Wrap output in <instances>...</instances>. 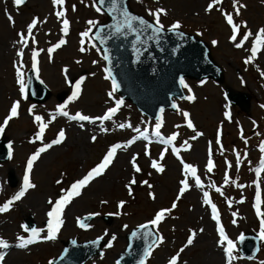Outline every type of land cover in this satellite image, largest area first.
Here are the masks:
<instances>
[{
	"label": "rangeland",
	"instance_id": "obj_1",
	"mask_svg": "<svg viewBox=\"0 0 264 264\" xmlns=\"http://www.w3.org/2000/svg\"><path fill=\"white\" fill-rule=\"evenodd\" d=\"M210 2L130 0L134 11L152 22L154 18L149 11L163 9L167 13L160 17L164 28L169 29L179 21L180 30L205 41L225 74L223 84L211 80L185 81L188 87L184 91L187 96H194V100L178 101L175 113L162 114L159 119L161 136L165 139L173 134L177 136L171 145H165L153 134L157 121L145 117L134 105L121 100L116 91L113 92L111 80L105 79L107 73L101 50L91 39L96 26L107 20L102 12L96 11V0H64L63 5H54L52 0H25L20 6H16L14 0H0V125L9 115L13 103L20 102L18 118H13L0 133V138L9 141L11 151V158L0 163V206L12 199L23 184L19 178L24 177L28 159L39 148L57 139L60 130H64L66 137L61 144L51 148H58L57 151L49 153L47 150L40 155V159L43 157L40 163L38 160L34 162L29 176L35 187L15 201L8 212L0 213V238L9 244L7 250L0 249V254L10 258V264H49L62 253L63 241L88 242L99 238L112 246L107 245L102 256L87 264H117V259L127 248V235L153 220L162 209L171 211L152 228L162 236L163 243L154 247L146 264H169L173 256L178 257L177 264H211L212 251L209 250L215 247V239L220 241V237L215 232V220L209 214V205L204 203L205 191L220 211L226 235L236 241V245L239 237L246 233L259 236L260 217L255 205L259 190L260 210L264 212V171L257 175L264 158V152L260 150L264 144V46H257L260 50L255 58H251V47L259 29L264 28V0H239L246 7L240 9L238 16L234 14L233 0H221L209 13L206 8ZM58 11L65 13L63 18L57 17ZM224 13L233 14L234 23L241 25L237 42L242 40L245 32L253 34L241 48H236L230 39L231 26L227 24ZM8 15L13 17L14 25L8 20ZM34 18L37 19L32 33L35 43L29 38V46L23 48L18 42V34L27 35V26ZM63 19L69 22L66 36L62 31ZM89 21L98 23L93 26ZM85 31L89 32L88 37L82 36ZM61 39L66 41L65 44L49 57L48 50ZM213 41L217 43L214 45ZM22 48L24 55L21 59L17 52ZM33 50L40 53L37 57L39 77L50 90L49 99L42 104L30 101L27 95L23 97L16 79V67L22 63L21 71L27 82V73L32 70ZM246 59H250V63L245 64ZM64 69H67L66 73ZM81 78V94L78 99L70 101L74 85ZM228 88L250 95L249 113L230 105L226 98ZM62 96L60 101L58 98ZM117 100L123 103L111 120L101 123L95 119L115 107ZM62 104L67 105L64 111L69 116L81 113L95 122L71 120L60 115L57 109ZM184 112L189 113L195 132L187 127ZM225 113L229 114L228 118ZM37 115L48 125L41 139H37ZM77 124H82L87 132L84 133ZM121 124L125 127L121 128ZM145 132L147 140L140 138ZM197 132L201 135L196 136ZM115 145L123 147L117 150L112 164L102 176L82 190L83 197L73 226L63 223L55 241L44 239L49 219L47 213L54 202L96 167ZM173 147L177 149L176 153H173ZM210 156L215 165L211 173L207 172ZM134 157L140 172L132 166ZM152 161L160 164L164 171L157 172L151 166ZM184 163L197 169L203 187H196L191 175L185 174ZM11 175L16 180L14 186ZM133 179L136 183L130 185ZM185 180L189 183V190L180 196L182 181ZM49 200L53 204H49ZM121 201L124 202L123 208L118 207ZM174 202L177 206L172 209ZM39 208V215H26L27 211L36 213ZM106 216L112 217L110 223H105ZM88 217L92 219L89 227H79L77 219ZM208 219L210 222L207 224ZM30 223L40 230V240L27 248H19L18 237L28 239L31 236V232H25L22 227L29 228ZM192 232L196 233L193 244L180 252ZM113 236L115 240H112ZM260 247L257 259L248 261L239 254L237 245L231 264H264V240H261ZM221 250L220 246L222 259L228 264Z\"/></svg>",
	"mask_w": 264,
	"mask_h": 264
},
{
	"label": "snow or ice",
	"instance_id": "obj_2",
	"mask_svg": "<svg viewBox=\"0 0 264 264\" xmlns=\"http://www.w3.org/2000/svg\"><path fill=\"white\" fill-rule=\"evenodd\" d=\"M52 2L54 5H63L64 4V0H52ZM96 2H98V5H99L96 7L97 12H101V9L104 8L105 6H107V14L109 16H112L114 21L118 20V23H116L114 26V31H110L107 36H99L102 43H105L108 39H111L113 34L125 35V37H126V33H131V34L136 35L137 41H139L140 40V34L147 32L148 30H150L151 34H152V36H150V38H153V36H154L155 38H157V42H158V38L162 34L163 28H164L163 24L160 22V17L162 14L167 15L165 10L157 9L155 12L149 11V15L153 16V18H154V23H149L144 18L131 14L126 6L121 5V0H96ZM24 3H25V0H14V4L16 6L23 5ZM220 3H221V0H211V2L208 4V6L206 8V11L211 13L214 6L218 5ZM245 7L246 6L244 4L239 3V0H233V9H234V14L236 16L240 15V9L245 8ZM216 10L219 11L220 9L217 8ZM56 15L58 18H63L65 13L63 11H58L56 13ZM224 17H225L227 24L229 26H231V31H232V35L230 37L231 41L235 42L236 48H241L243 46V43L245 41H247L249 39V36H251L253 34L251 32H245L243 34L242 40L237 42V34L240 32L241 25L234 23V16L231 13H224ZM8 20L14 25L15 22H14V19L11 15H8ZM97 23L98 22H96V21H89V24L93 25V26L96 25ZM36 25H37V19L34 18L32 20V22L27 26V35H25L24 33L18 34L19 35V41L18 42L23 46V48H26L29 46V38H31L32 42L35 43V37L32 35V33H33V29L36 27ZM62 25H63L62 31H63L64 35L66 36L68 34V29H69L68 20L63 19ZM181 27H182L181 24L179 23V21H177L171 25V28L169 29V31H172L178 37L183 38V33L176 31V30L180 29ZM244 27H246V24L244 25ZM82 36L88 37L89 32L85 31L82 34ZM65 42L66 41L64 39H61L53 48H50L48 50L49 57H51L52 53L56 49H58L63 44H65ZM83 43H84V41L82 39L81 44H83ZM216 43H217L216 41H213L214 45ZM258 45L264 46V28L259 29L258 33L255 35V40H254L252 47H251V58H255L257 56V52L260 50L257 47ZM23 48L17 52V56L21 57V59L24 55ZM80 51L83 52L84 48L81 47ZM39 54L40 53L38 51L33 50L32 55H31L32 70L37 73V77L39 75L38 60H37V57L39 56ZM103 58L106 61H109V56L107 54H105ZM250 59H246L244 61V63L245 64L250 63ZM77 63H79V61H77ZM22 67H23L22 63H20L19 66L16 67V79H17V83L19 85L20 94L26 98V82L23 78V73L21 71ZM64 71L66 73L67 69H64ZM105 79H111L113 92H115L119 88V84L117 83L116 78L114 76H112L110 71H108L107 75L105 76ZM179 83L183 88L188 87V85L185 83L183 78L180 79ZM82 84H83V78L76 81V83L74 85V91L72 92V95L69 97L70 101H74V100L79 98V96L81 94V85ZM189 91H191V90L189 89ZM111 95H112V93H109V96H111ZM185 98L189 101L194 100V96H192V95H188ZM122 103H123V101L117 100L115 107L110 108L106 114H104L101 117H97L95 119L100 120L101 123H103V121L111 120L112 117L117 113V111L120 108V106L122 105ZM33 107H35V106H33ZM66 107H67L66 104L60 105L59 108L57 109L58 113L64 117H68L71 120L88 121L91 123L95 122V120L93 118H90L89 116L83 115L81 113H76L73 116H69V113L67 111H64V109ZM172 107L175 108L176 105L173 104ZM19 108H20V102L19 101L14 102L13 105L11 106L9 115L3 121V125H0V133L4 132L5 127L8 125V123L13 118H18ZM31 111H32V109L30 108L29 112L31 113ZM161 111H163V109H161ZM183 116H184L185 120L188 121L187 127L192 129L195 132V128H194L191 120L189 119V113L184 112ZM225 116H226V118H228L229 114L225 113ZM54 118L55 117H53V119ZM35 120L37 122H39V134L37 136V139H41L43 137L45 129L47 128L48 125H47V123L43 122L42 117L39 115L35 116ZM161 126H162V124L158 118L157 123L155 125V132L153 134L158 138L160 143L165 144V145H171L177 138L176 134H173L171 137L165 139L160 134ZM120 127L124 128L125 125L121 124ZM104 130L106 131V129H104ZM136 131L140 132V129H136ZM199 135H201V133L197 132L196 136H199ZM65 138L66 137H65L64 130H60V132L58 133L57 139H55L52 143L47 144L45 147L39 148L28 159L26 171H25V174L23 177L22 189L12 199H9L6 203H4L2 206H0V213L8 212L10 210V206L15 201H19L29 189H32L35 187V184L30 182V176H29V174L32 172L34 162L40 157V155L42 153H44L48 149L52 148L53 145L61 144L65 140ZM140 138L147 140L148 139L147 133L145 132ZM93 140H95V137H93ZM132 142L134 143L135 141H132ZM219 142L220 141H219V133H218L217 143H219ZM121 147H123V146L122 145L113 146L107 152V154L104 156L103 160L96 167H94L91 171H89L84 178L73 183L71 185L70 189L66 190L65 194H62L61 197L54 202V204L51 200H49V204H53V207L47 213L49 219H48V225H47V236L44 237V239H46L48 241H55L57 239L58 233H59V231H60V229L64 223V221L62 219V214H63L66 206L69 205L74 198L81 196L82 190L85 187H87L91 181H93L97 177L102 176L105 173V171L112 164V162L115 158V155L117 153V150ZM260 150H261V152H264V144L261 145ZM172 151H173V153H176L177 149L175 147H173ZM9 157L11 158V152H9ZM161 159H163V154H161ZM181 162L183 163V161H181ZM237 165H239V157L237 158ZM132 166L136 172L141 171V169L136 164V158L135 157L133 158ZM151 166L157 172H163L164 171V169L156 161H152ZM214 167H215L214 162L210 156V158L207 161V172L211 173L213 171ZM229 167H231V165H229ZM184 171H185L186 175L187 174L191 175V177L195 181L196 187H198V188L203 187L200 178L197 176V169L195 167H193L192 165L184 163ZM261 171H264V158H262V160H261V167L257 170V175H259ZM228 179L229 178H228V175L226 173L225 174V182L226 183L228 182ZM135 183H136V181L134 179L132 181H130V185L135 184ZM144 183H147V181H145ZM182 185L183 186L180 188V192H179L180 196H183V194L189 190V183L187 180L182 181ZM148 187H152V186L148 185ZM216 190H217V192L220 191L219 188H217ZM128 191H129V195L131 196L132 195V189L130 186L128 187ZM150 195H152V194L150 193ZM203 195H204V203L205 204H211V201L209 199V193L207 191H205L203 193ZM152 198L155 199L154 196ZM178 199H179V197H178ZM176 206L177 205L174 202L172 205V209H175ZM118 207L123 208L124 202L121 201L119 203ZM255 207H256L257 216L260 217L259 239L264 240V212H261V210H260V192H259V190L257 191V194H256V205H255ZM211 208H212V213H213L212 219L216 221L217 231H218L219 237H220L219 244L223 248V251L227 257L228 264H231V261L234 258V253L236 252V245L230 238H228L223 227L220 225V219L218 216L216 206L214 204H211ZM170 211H171V209L160 210L159 212H157V214L155 215L153 220H151L150 222H148L146 224L140 225L138 231L132 232L131 236H132L133 240H137V239L143 240L144 243L147 245L143 249L142 258L139 259L138 264H146V260L148 257L151 256L154 247H157V246H159V244L163 243L162 236H160L158 233H153L150 230V225L153 228L158 226L162 222L163 218L165 217V214L167 212H170ZM89 218L90 217L84 218V219L78 218L77 223H78L79 227H81V228L89 227V225L86 223V220ZM233 223H235V221H233ZM22 227L24 228L25 232L30 231L31 236L28 239H25L24 237H18V239L20 240V243L17 245V247L23 249V248H27L30 244H35V243L39 242L40 230H38L36 228L29 229L27 226H22ZM124 227L127 228V225H125ZM195 236H196V233L192 232L191 235L188 237L184 248L180 249V252H183L185 248H187L188 246H191L193 244ZM115 239H116V237L113 236L112 240H115ZM243 239H244V237L241 236L240 241L242 242ZM149 241H151V242H149ZM73 243H75V242H73ZM111 246H112V244L109 243L108 247H111ZM8 247H9V244L4 239L0 238V249H7ZM67 255H68V250H65L64 255L61 256L60 259L64 260ZM4 260H5V256L0 254V264H3ZM177 260H178V257L173 256L171 258V260L169 261V264H177ZM49 264H53V261H49ZM117 264H119V261L117 262Z\"/></svg>",
	"mask_w": 264,
	"mask_h": 264
},
{
	"label": "water",
	"instance_id": "obj_3",
	"mask_svg": "<svg viewBox=\"0 0 264 264\" xmlns=\"http://www.w3.org/2000/svg\"><path fill=\"white\" fill-rule=\"evenodd\" d=\"M121 5L126 6L131 14L142 17L131 10L129 0H121ZM101 10L108 16V21L98 26L92 37L101 48L103 55L109 56V61L105 60L106 69L116 78L119 84L117 91L121 96L132 101L150 117L158 119L161 109H176L172 107L175 104L172 98L184 97L182 86L179 83L181 78L197 80L212 78L219 82L223 81V72L212 60L208 46L194 36L178 30L176 31L183 33V38L178 37L172 31L163 30L157 42L154 36L150 38L152 34L148 30L140 34L139 41L136 35L126 33V37L113 34L111 39L102 43L99 36H107L110 31H114L118 20L114 21L112 16L107 14V6ZM28 77L29 97L37 102L46 101L49 98V92L38 79L37 74L31 71ZM227 95L232 104L239 105L244 111H248V96L232 90H228ZM8 157L7 141L4 140L0 144V161H6ZM86 223L88 224V221ZM255 240L250 237L245 241L244 245L254 242L250 250L246 249L248 246L243 245L242 247L243 253L248 257L256 255L258 247ZM73 242L75 241L65 243L62 256L65 250H68V255L64 260L60 257L54 264H84L88 259L102 253L100 251L101 241L96 244ZM146 246L143 240H133L130 236V245L120 262L138 264Z\"/></svg>",
	"mask_w": 264,
	"mask_h": 264
},
{
	"label": "bare ground",
	"instance_id": "obj_4",
	"mask_svg": "<svg viewBox=\"0 0 264 264\" xmlns=\"http://www.w3.org/2000/svg\"><path fill=\"white\" fill-rule=\"evenodd\" d=\"M33 30H35V28L33 29ZM77 125H79L80 127H82L83 128V132L84 133H86L87 132V130H86V128H84L83 127V125L82 124H77ZM78 127V126H77ZM57 149L58 148H53V149H48V150H50V152L49 153H52V152H54V151H57ZM43 159V157L40 159V158H38L37 160H38V162L40 163L41 162V160ZM36 160V161H37ZM19 182L20 183H23V178H19ZM91 183V182H90ZM94 183V182H93ZM20 188H19V191H20V189L23 187V185L21 186H19ZM5 187H3V192H5ZM82 197H83V194L81 195V196H79V197H76V198H74L73 200H72V202L69 204V205H67L66 206V208H65V210H64V212H63V214H62V219H63V221H64V225H67V226H73V223H74V218H75V216H76V214H77V212L79 211L78 209H77V207L80 205L79 203H81V200H82ZM33 210H36V209H33ZM37 212L36 213H33V212H31V211H27V216H35V215H39V212L41 211V208H39V209H37L36 210ZM77 211V212H76ZM200 211V208L199 209H196V211H195V214H197L198 212ZM208 222H210V220L208 219V221H206V223L208 224ZM215 239V238H214ZM216 240V245H215V247L214 248H212V249H210L209 251H212V254H211V264H219V262H221L222 261V264H224L225 263V260H223L222 259V256H221V253L219 252L220 251V245L218 244L219 243V241H217V239H215ZM235 243V242H234ZM235 245H236V243H235ZM13 247H16V245L15 244H13L12 245ZM7 250V249H6ZM223 250H221V252H222ZM222 254H224V253H222ZM2 255H4V253H2ZM3 264H10V258H8L7 256L5 257V260L3 261Z\"/></svg>",
	"mask_w": 264,
	"mask_h": 264
}]
</instances>
